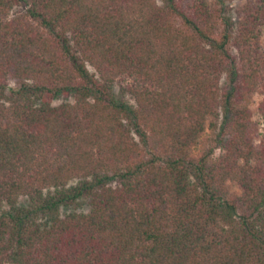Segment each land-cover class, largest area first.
I'll return each instance as SVG.
<instances>
[{"label": "trees", "instance_id": "obj_1", "mask_svg": "<svg viewBox=\"0 0 264 264\" xmlns=\"http://www.w3.org/2000/svg\"><path fill=\"white\" fill-rule=\"evenodd\" d=\"M242 13L0 0V264H264V1Z\"/></svg>", "mask_w": 264, "mask_h": 264}, {"label": "rangeland", "instance_id": "obj_2", "mask_svg": "<svg viewBox=\"0 0 264 264\" xmlns=\"http://www.w3.org/2000/svg\"><path fill=\"white\" fill-rule=\"evenodd\" d=\"M213 1H215V0H211V2H213ZM259 1L260 0H223L224 4L226 6V14L235 20H237L240 16L243 15V13H242L243 6H245L246 4H251V5L258 4ZM20 11H22L21 7H14L13 10L11 11V13H18ZM260 41H261V44L264 46V25L261 26ZM10 85L14 86L15 82L13 80H10ZM112 90H113V92L117 98H121V99H124L130 103H133V99L130 96V94L125 92V90H123V87H121L118 83H115L113 85ZM261 99H262V96L256 95L254 97V101L251 105V108L253 111V119L257 122V124L260 128V131H263V127H262L263 118L258 113V111L256 110L257 105ZM65 101L74 102V97L72 95H70V96L59 95L54 99L53 104H59L61 102H65ZM232 189H236V188H232ZM72 209L87 211L88 206H87L86 202L83 201L80 206H78L76 208H72Z\"/></svg>", "mask_w": 264, "mask_h": 264}]
</instances>
